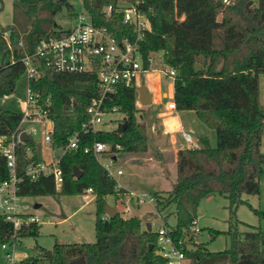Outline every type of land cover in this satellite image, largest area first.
<instances>
[{"label": "trees", "instance_id": "trees-1", "mask_svg": "<svg viewBox=\"0 0 264 264\" xmlns=\"http://www.w3.org/2000/svg\"><path fill=\"white\" fill-rule=\"evenodd\" d=\"M117 2L83 0L92 22L106 26L118 40L124 36L134 38L133 26L121 23L119 13L110 18L101 13L104 5L116 6ZM13 5L29 17L43 11H49V16L44 21H32L23 35L14 25H0V99L12 95L24 77L21 58L31 54L41 38L68 31L56 27L53 17L57 12L65 6L70 19L77 18L68 0H13ZM143 10L150 19V29L139 41L143 67H149L151 52L162 51L164 64L176 70V109L194 111L203 124L215 131L216 139L213 147L204 138L202 147L178 150L174 189L164 195L153 193L157 211L170 204L175 206V225L169 227L165 221L164 227L189 264H264V231L260 229L241 232L231 222L225 232L230 236V245L217 252L206 251L188 229L196 218L199 201L213 194L226 196L231 206L246 204L264 216V212L241 199L242 194L259 193L264 164V106L259 101L258 85V74L264 73V0H235L230 5H224L222 0H148ZM39 71L31 87L41 100L49 99L48 115L54 123L52 147L64 148L75 132L78 143L76 149L65 150L59 158L63 174L59 190L52 176L30 179L25 175L26 167L39 161L40 156L34 140L19 143L18 193L24 197L74 195L90 188L95 203V241L56 242L44 254L47 264H69L81 256L85 264H166L157 252V233L142 227L139 217H123L119 212L113 217L105 216V197L113 196L115 200L126 191L117 187L114 177L91 152L83 150L94 141H103L110 145L111 154L138 155L147 151L146 126L138 119L134 88L118 86L105 101L107 108L116 106L123 114L115 129L84 131L81 125L89 117L86 106L98 93L95 72L64 73L44 66ZM21 117L18 106L0 105V136L9 137L15 132ZM73 166L82 171L79 178L73 176ZM7 177L6 160L0 154V180ZM230 216L234 221L232 207ZM38 228V224L31 223L19 229L15 240L37 236ZM11 235L12 226L0 216V240L10 241ZM36 261L32 259L29 264Z\"/></svg>", "mask_w": 264, "mask_h": 264}, {"label": "built area", "instance_id": "built-area-1", "mask_svg": "<svg viewBox=\"0 0 264 264\" xmlns=\"http://www.w3.org/2000/svg\"><path fill=\"white\" fill-rule=\"evenodd\" d=\"M148 0H118L116 6L106 4L101 8V13L110 18L113 13L120 14V22L132 25L135 30V37H122L120 40L114 38L106 26L97 25L92 22L91 17L85 10L77 14L75 25L67 32L59 36H47L41 38L31 54L21 58L24 66L25 78V96L17 100V105L22 112V117L15 130L9 137L0 136V154L5 158L8 168V177L0 180V216L5 222L12 226V235L10 245L15 244L17 231L31 223L39 224L40 219L37 215L30 214L24 210V196L18 193L19 178L16 173L17 156L16 149L19 143H23L19 137L20 133L29 135L32 140L37 133V125H40V131L43 135V141L46 146L53 151L49 160H39L30 163L26 167L25 175L30 179H36L39 176H52L56 190L60 189L63 182V174L58 166L59 158L65 150L76 149L78 143V133L75 132L69 137L67 145L64 148H54L51 145V137L54 132V123L48 115L49 99L45 101L40 99L39 93L34 91L31 83L40 74L39 68L44 66L52 68L57 72L64 73H93L96 74L98 93L92 97L86 106L89 115L88 119L82 123L84 131H96L101 128L99 124L103 122L104 116L109 113L119 112L118 107L107 108L106 100L116 92L118 86L134 88L136 102L138 93L136 90V78L139 72H144L148 68L142 65V56L140 53L139 41L142 39L145 31L150 29V19L143 10ZM235 0H222L224 5L233 4ZM182 19V17H181ZM7 40V38L5 37ZM163 69L160 71L163 75L172 81L176 75V70L166 66L162 57ZM150 66V54L148 56ZM6 98V96L4 97ZM168 108L176 109L175 102L167 104ZM112 121V120H110ZM183 139L190 143L191 134L181 130ZM116 148H120L116 145ZM84 152H91L95 159L106 170L108 175L113 177L122 174L121 169L113 172L114 157L116 154L110 153V145L103 141H94L91 147H84ZM30 154V148H26ZM110 153L106 162H102L103 155ZM86 193H91L88 188ZM134 200L136 203H153L155 198L149 193H128L115 199V208H120L123 213H129L131 207L129 202ZM117 212H119L117 210ZM106 217H108L105 214ZM194 235L200 233L201 228L197 225L196 218L191 221L188 228ZM157 233V252L166 259V264H182L184 253L177 248L171 237L168 235V229L159 226L155 231ZM180 243V242H179ZM2 248H6L4 242ZM8 256V254H7Z\"/></svg>", "mask_w": 264, "mask_h": 264}, {"label": "rangeland", "instance_id": "rangeland-1", "mask_svg": "<svg viewBox=\"0 0 264 264\" xmlns=\"http://www.w3.org/2000/svg\"><path fill=\"white\" fill-rule=\"evenodd\" d=\"M76 14L85 11L83 0H68ZM49 11H43L39 15L32 14L29 17L22 8L14 7L13 0H3L0 10V25H14L21 35L27 32L32 21H44L49 15ZM57 28L69 29L75 25V20H71L67 14V8L62 7L53 17ZM54 26V24H53ZM162 51L150 53V71L163 69ZM160 72V71H159ZM171 79L159 73V83L162 90H168ZM25 78L22 77L17 85L15 92L6 99H0V105H13L17 107V100L25 96ZM259 101L264 106V73L258 74ZM136 84V90L138 89ZM123 118L120 112L109 113L104 116L103 122L98 125L102 130H113L117 127L119 120ZM139 121L145 124L143 117L138 115ZM112 120V121H110ZM114 120H117L115 122ZM37 133L33 139L38 146L40 158L49 160L52 157L51 149L44 148L43 135L40 127L37 126ZM147 134V133H146ZM215 131L212 130L209 146H215ZM264 153V146L261 147ZM110 153L103 155L102 162H106ZM143 155V154H138ZM117 160L113 164V172L121 169L126 173L127 169L122 163L126 157L124 154H116ZM113 177L116 174L113 173ZM174 176V175H173ZM260 191L258 194H242L241 199L251 205L254 209L264 212V164L263 172L259 177ZM151 190H173L175 180L168 177L166 181H156L143 185ZM166 193V192H165ZM164 192L159 194L164 195ZM152 195V194H151ZM105 202L115 206L113 196L105 197ZM40 205V206H37ZM131 211L123 213L120 208L117 210L123 217L140 216L143 221L150 219L151 230L155 232L159 226H164L166 221L169 227L175 225L174 204L157 211L155 202L136 203L134 200L129 202ZM24 210L30 214L37 215L40 219L38 235H25L15 240V244L10 245L9 241H4L6 248H2L0 240V264H29L32 259H37L33 264H47L44 254L52 250L53 245L58 243H92L95 241L94 220H95V203L91 199V193H82L74 195H48L24 198ZM235 210V220L231 219L230 209ZM149 211L153 212L150 213ZM197 225L201 228L199 234L195 235V241L201 243L206 251L217 252L226 249L230 245V236L225 233L230 228V223L235 222L234 228L244 232L255 229L264 231V216H259L253 212L246 204L232 205L226 196L213 194L203 197L196 210ZM143 227V226H142ZM214 231H220L219 235H214ZM189 247L191 245L188 244ZM8 254V256H7ZM262 256L264 257V243L262 244ZM25 262V263H24ZM182 264H189L183 260ZM224 264V263H221Z\"/></svg>", "mask_w": 264, "mask_h": 264}, {"label": "crops", "instance_id": "crops-1", "mask_svg": "<svg viewBox=\"0 0 264 264\" xmlns=\"http://www.w3.org/2000/svg\"><path fill=\"white\" fill-rule=\"evenodd\" d=\"M159 73L158 70L153 72L149 68L144 72H139L135 80L138 86H145L150 95L151 103L141 105L136 102V106L140 110L139 115L145 121L147 151L143 155H126L122 163L126 166V173L122 171V174L116 175L114 178L117 187L128 193H149L153 195L156 192L171 191L169 189H153L150 191L148 187H143V185L161 180L166 181L168 177L176 180V155L178 150L202 147L203 139L206 138L210 142V136H212V129L203 124L194 111H179L168 108L167 104L174 101L173 81L171 80L168 90H162L159 83ZM114 121L117 122V120ZM37 126L40 127V125ZM181 130L191 134L192 141L190 143L183 139L180 133ZM43 147L51 149L45 144ZM113 157L114 162H116L117 156ZM40 160L46 159L40 158ZM92 198L94 197L91 194ZM140 219L144 228L147 222L152 225L150 219L147 218L143 221L142 216H140Z\"/></svg>", "mask_w": 264, "mask_h": 264}, {"label": "water", "instance_id": "water-1", "mask_svg": "<svg viewBox=\"0 0 264 264\" xmlns=\"http://www.w3.org/2000/svg\"><path fill=\"white\" fill-rule=\"evenodd\" d=\"M137 93H138V101L141 105H148L151 103L150 95L148 94L144 85L138 87ZM19 137L24 142L33 141L32 138L25 133H20ZM81 175H82V171L79 170L77 166H73V176L79 178ZM103 211L108 217H113L117 214V209L114 206L107 204L106 202L103 204ZM145 229L148 231L151 230V224L149 222L145 224ZM149 248L150 249L152 248V244L149 245ZM69 264H85V259L84 257L81 256L77 259L72 260Z\"/></svg>", "mask_w": 264, "mask_h": 264}]
</instances>
